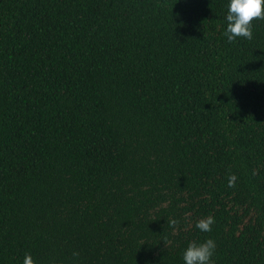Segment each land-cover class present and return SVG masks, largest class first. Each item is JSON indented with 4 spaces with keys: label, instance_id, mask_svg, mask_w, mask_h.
Wrapping results in <instances>:
<instances>
[{
    "label": "trees",
    "instance_id": "obj_1",
    "mask_svg": "<svg viewBox=\"0 0 264 264\" xmlns=\"http://www.w3.org/2000/svg\"><path fill=\"white\" fill-rule=\"evenodd\" d=\"M226 11L0 0V264H264V20Z\"/></svg>",
    "mask_w": 264,
    "mask_h": 264
},
{
    "label": "clouds",
    "instance_id": "obj_2",
    "mask_svg": "<svg viewBox=\"0 0 264 264\" xmlns=\"http://www.w3.org/2000/svg\"><path fill=\"white\" fill-rule=\"evenodd\" d=\"M264 20V0H227V11L225 14L224 35L228 41H234L238 37L247 40L253 38L252 21ZM237 177L232 174L228 177V187H235ZM170 226H176L178 221L170 219ZM215 223V217L208 215L199 219L195 227L200 232H211ZM216 243L208 238L202 242L191 241L182 253L184 264H214ZM22 264H36L31 254L26 253Z\"/></svg>",
    "mask_w": 264,
    "mask_h": 264
}]
</instances>
